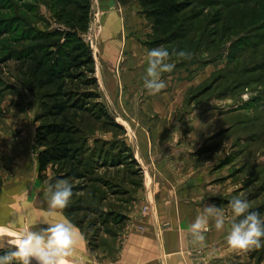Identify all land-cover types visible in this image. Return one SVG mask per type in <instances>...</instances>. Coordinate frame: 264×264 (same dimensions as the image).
Returning a JSON list of instances; mask_svg holds the SVG:
<instances>
[{
    "label": "crops",
    "instance_id": "0c3cea01",
    "mask_svg": "<svg viewBox=\"0 0 264 264\" xmlns=\"http://www.w3.org/2000/svg\"><path fill=\"white\" fill-rule=\"evenodd\" d=\"M95 11L101 24L99 42L96 49L92 47L96 77L111 103L109 110L126 131L123 140L132 149L143 179L134 200L122 210L126 222L113 234H103L107 241L98 248L107 252L91 253L79 229L83 240L77 255L92 264H100L98 259L105 257L108 264H257L254 250L240 252L227 245L228 223L217 231L210 220L203 246L193 244L188 232L206 205L215 204L230 217L229 202L243 192L238 175L226 163L227 144L219 142L221 122L212 131L210 108L188 103L196 87L212 77L213 64L194 61L180 66L169 60L175 68L161 76L167 87L149 95L143 77L153 26L140 0H97ZM49 198L43 195L36 201L30 231L61 219L69 221L61 209L49 208ZM145 207L148 214L143 213ZM16 212L20 222L21 213ZM111 245L114 254L109 256Z\"/></svg>",
    "mask_w": 264,
    "mask_h": 264
},
{
    "label": "trees",
    "instance_id": "16d2710c",
    "mask_svg": "<svg viewBox=\"0 0 264 264\" xmlns=\"http://www.w3.org/2000/svg\"><path fill=\"white\" fill-rule=\"evenodd\" d=\"M51 1L55 5L52 9L56 10L54 12L56 19L65 25L66 29L50 30L34 35L38 36V42H46V44L23 48L16 59L20 67L19 72L29 83L28 88L38 96L40 101L41 112L36 117L39 126L35 137L39 148V176L45 179L48 173L52 172L51 185H55L58 180H67L72 185L73 196L68 206L62 211L69 221L81 230L87 224L89 216H95L103 227L118 228L126 222L127 217L120 211H104L102 204L108 201L109 196V192L105 190L109 189L115 195L127 194V196H133V192L123 189L124 187L118 184L120 178L118 175L104 179L98 174L102 169L117 168L120 171L126 166H132L134 169L122 172L132 176L139 177L140 171L137 169L139 165L132 149L123 140L126 134L125 129L117 123L103 103L100 84L96 77L95 53L83 38L88 33L93 19V0ZM262 1L140 0V3L143 14L153 26L150 42L152 49L163 46L169 51L170 58L179 61L180 57L174 55L173 51L190 52L194 55L191 60L196 58L197 51L203 56L209 53L211 55L210 40L208 39L207 45H204L206 38L211 34L208 29L220 26L219 34H224L222 37H226L228 33H235L237 28L233 22H236L239 17L240 25L243 26L246 22L243 14L252 7L250 11H254L255 19L264 18V2ZM4 4H7V0H4ZM19 8L28 10L27 7ZM198 8L204 12L196 11ZM211 8L227 11L231 21L226 15L225 21L212 23L213 21L204 15L205 10ZM218 28L213 31V34L218 32ZM260 30L262 34L254 33L253 39L245 40V44L240 45L241 52L249 48L254 55L260 54L264 57V25ZM230 50L233 52L234 47ZM222 54L224 52L217 56ZM220 59H217L218 61L209 59L210 61H205L203 64H216L221 62ZM182 61L184 62L182 64H185L186 59ZM241 72L242 70L234 71L231 75L238 80ZM256 72L264 73V62L258 65L257 71L247 72V74L253 75ZM222 74L217 78L222 77L224 80L225 75ZM259 80H263L262 77L259 76L257 82ZM215 85L202 90L201 96L211 93ZM236 90H238L237 87ZM229 92L222 91L218 98H227ZM192 97L194 98L195 95ZM260 100L262 99L248 102L241 107L239 114L242 110L250 109L255 101L260 102ZM239 124L240 121L235 123V125ZM99 127L102 130L113 131L115 137L111 140L95 138ZM223 133L225 130L221 132ZM247 139H238V144L245 143ZM231 161L227 159L226 163L229 164ZM240 173L241 169L236 171V175ZM92 185L93 195L90 197L86 192ZM134 185L140 188L142 183L135 181ZM133 200L127 199L126 203ZM260 212L258 211L259 214ZM113 231L108 228L107 234H113ZM86 236L87 238L90 236L89 231L86 232Z\"/></svg>",
    "mask_w": 264,
    "mask_h": 264
},
{
    "label": "rangeland",
    "instance_id": "374dc122",
    "mask_svg": "<svg viewBox=\"0 0 264 264\" xmlns=\"http://www.w3.org/2000/svg\"><path fill=\"white\" fill-rule=\"evenodd\" d=\"M96 5L97 0H93L92 38L91 42L87 43L95 49L101 34V24L95 14ZM20 6L27 7L28 10H23L19 8ZM18 8L19 10H17ZM52 8H55V5L51 0H7V4H4V0H0V208H3L0 210V224L4 226L0 225V227L9 229V236L30 231L31 222L37 213L38 203L36 201L43 195L50 197L48 186L51 185L52 172H49L45 179H41L38 171L39 148L35 137L39 126L36 117L41 112L40 101L38 96L28 88L29 83L19 72L20 67L16 59L23 48L46 44V42H38V36L34 35L50 30L66 29V26L56 19L54 14L56 10ZM252 9L253 7L250 10ZM250 10L243 14L245 15L243 19L246 21L243 26L240 25L239 17L236 22H233L235 28H237L235 33H228L226 37H222L224 34H219L218 27L220 26L208 29L211 34L206 38L204 45H207L209 39L212 43L211 55L209 53L203 56L197 51L196 58L191 60L194 57L192 55L191 59H186L185 64H180V66L186 64L190 66L194 61H210L209 59L216 61L221 58L219 60L221 62L212 66L213 75L209 79L210 81L208 80L201 86L196 87L195 91L190 94L188 103L206 110L210 108L208 120L212 131H215L216 125H220L221 122L225 133L219 135L222 137L219 142L222 146L224 143L227 144L228 159L232 160L229 163L231 165L229 167L230 171L236 172L241 169V173L237 176V182L243 187L241 198L247 199L250 204L249 210L261 211L260 218L264 220V102L262 101L264 100V73L247 74V72L257 71L258 65L264 62V57H261L260 54L254 55L249 48L245 52L240 50V45L245 44V40L250 41L253 39L254 33L262 34L260 29L264 25V18L255 19L254 11ZM196 11L204 12L201 8L196 9ZM204 15L209 17L210 21H213L212 23L225 21L226 15L231 21V16L229 17L227 11L221 8L206 9ZM20 20L25 22L23 23ZM217 28L218 32L213 34V31ZM85 35H88V33ZM231 47H234L233 52L230 50ZM222 52L224 54L217 56ZM169 60L174 61L172 58ZM182 60L183 58H179V61L174 62L184 63ZM224 69L225 71H222ZM241 70L240 80H235L236 78L231 73ZM220 74L225 75L224 80L222 77L217 78ZM259 76L263 80L257 82ZM214 85L215 87L211 89V93H203L204 95L201 96L207 87H213ZM236 87L238 90H236ZM224 90L230 91L228 97L218 98V95ZM100 93L103 97V103L112 115L111 110H109L111 109V103L103 91V85L100 87ZM193 95H195L194 98ZM245 96L248 98L244 99ZM255 99L262 100L260 102L255 101L254 105H257L256 107L251 104L250 109L242 110L239 114L238 111L241 107ZM112 116L116 120L115 116ZM202 120L203 118H201ZM237 121H240L239 125H235ZM95 134H97L95 138L102 140H111L115 137L113 131L102 130L101 127ZM240 138L245 140L249 138L251 141L247 139L248 141H245V143L239 142L238 144ZM128 169L134 168L126 166L121 168L120 171L117 168L102 169L98 175L104 179L114 178L118 175L120 177L118 184H121L124 187L123 189L134 193L138 188L134 185L135 181L141 182V179H143L141 169L137 168L140 171L139 177L122 172L128 171ZM92 189L93 185L86 192L90 197L93 195ZM105 191L109 192L108 201L102 204L106 212L113 210L123 212L122 210L128 206L126 200H133L131 195H115L109 189ZM17 209L21 213L19 215L20 222L16 217ZM11 217L15 218V221ZM97 220L95 216H89L83 230L75 226L83 231L85 235L89 231L90 236L87 239L91 253L100 250V253L102 251L106 253L107 249L103 250L98 247L105 240L107 241L103 234L106 235L108 228L115 229L113 226L103 227L100 221L97 222ZM29 223L31 224L29 225ZM13 226L15 227L13 228ZM92 226L94 227L91 228ZM9 239L10 237L7 236L0 237V240L5 244ZM262 239L264 241V237ZM9 250L6 246L0 247V256ZM253 250L257 255V264H264V247ZM108 251L109 256L114 254L112 245ZM106 259L107 257L99 258L97 262L108 264L107 261L105 262ZM13 264H17V262L14 261ZM33 264H35V261H33Z\"/></svg>",
    "mask_w": 264,
    "mask_h": 264
},
{
    "label": "clouds",
    "instance_id": "9594fccd",
    "mask_svg": "<svg viewBox=\"0 0 264 264\" xmlns=\"http://www.w3.org/2000/svg\"><path fill=\"white\" fill-rule=\"evenodd\" d=\"M173 54L183 59H191L192 55L185 50L178 53L173 51ZM169 59L170 53L163 46L147 52L143 86L149 95H156L167 87L161 76L164 73H171L175 68L174 63L168 62ZM48 193L49 208L64 209L73 196L72 185L67 180H58L55 185L48 186ZM228 207L231 210L230 217H226L225 212L215 204L206 205L199 211L188 228L191 242L204 245L205 233L210 230L211 220L214 221L217 231H223L225 224H230L225 239L231 249L248 252L264 247V241L261 239L264 237V220L260 218L258 212L249 211L250 204L247 199L233 198ZM50 214L55 215L54 212ZM8 233L9 229L0 227V237H10L7 244L0 240V247L6 246L10 249L0 256V264H13L14 261L17 264H33V261L35 264H90L86 257L77 255L83 236L67 219L48 223L46 228L39 231L20 232L15 236H9Z\"/></svg>",
    "mask_w": 264,
    "mask_h": 264
},
{
    "label": "built area",
    "instance_id": "2783aa9c",
    "mask_svg": "<svg viewBox=\"0 0 264 264\" xmlns=\"http://www.w3.org/2000/svg\"><path fill=\"white\" fill-rule=\"evenodd\" d=\"M92 26H90V29H89V31H88V35H84L83 36V38H84V40H85V42L86 43H88L89 41L91 42V31L93 30V28H91ZM93 47V46H92ZM143 213L144 214H148L149 213V207H145L144 209H143Z\"/></svg>",
    "mask_w": 264,
    "mask_h": 264
}]
</instances>
